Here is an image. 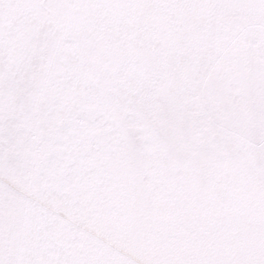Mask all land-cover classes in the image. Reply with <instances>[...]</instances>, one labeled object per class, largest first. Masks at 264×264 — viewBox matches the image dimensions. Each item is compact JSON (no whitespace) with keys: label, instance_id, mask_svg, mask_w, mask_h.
<instances>
[{"label":"snow or ice","instance_id":"snow-or-ice-1","mask_svg":"<svg viewBox=\"0 0 264 264\" xmlns=\"http://www.w3.org/2000/svg\"><path fill=\"white\" fill-rule=\"evenodd\" d=\"M0 264H264V0H0Z\"/></svg>","mask_w":264,"mask_h":264}]
</instances>
